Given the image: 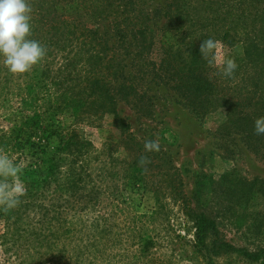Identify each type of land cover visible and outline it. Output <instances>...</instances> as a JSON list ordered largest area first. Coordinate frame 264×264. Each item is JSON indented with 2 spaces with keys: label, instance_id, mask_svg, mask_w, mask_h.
Here are the masks:
<instances>
[{
  "label": "trees",
  "instance_id": "1",
  "mask_svg": "<svg viewBox=\"0 0 264 264\" xmlns=\"http://www.w3.org/2000/svg\"><path fill=\"white\" fill-rule=\"evenodd\" d=\"M28 3L29 38L40 42L45 55L23 74L9 72L0 59V91L16 101L8 132H0V151L22 168L19 180L25 188L15 208L0 206V218L15 219L16 226L24 217L38 218L36 225L47 228L35 225L33 233L51 234L54 228L59 243H71L83 234L99 243L109 238L116 246L119 227L112 222L122 214V182L142 193L152 192L157 205L163 206L166 190L176 201L181 199L209 264L225 255L264 264V249L249 252L219 238L216 221L198 199L192 206L175 174L168 176L171 190L153 181L159 177L158 156L145 150L119 110L125 104L139 119L152 118L156 102L164 98L153 88L164 89L198 120L223 114L215 133L221 139L238 138L264 161V135L254 130L255 120L264 116V0ZM209 37L222 41L224 57L235 60L231 76L224 74L223 65L216 68L202 58L200 45ZM66 112L72 113L76 125L87 123L99 130L110 119L117 140L97 148L76 126L61 122ZM53 142L56 147L50 150ZM92 213L96 216L90 224L79 218ZM135 217L129 230L138 247L133 261H138L151 256L156 242L148 232L139 233L140 220ZM208 238L213 239L210 245L205 244Z\"/></svg>",
  "mask_w": 264,
  "mask_h": 264
},
{
  "label": "rangeland",
  "instance_id": "2",
  "mask_svg": "<svg viewBox=\"0 0 264 264\" xmlns=\"http://www.w3.org/2000/svg\"><path fill=\"white\" fill-rule=\"evenodd\" d=\"M215 67L221 68L222 64L218 61ZM153 90L164 98L156 102L152 118L139 119L127 105H119L122 117L132 124V132L143 144L148 140L160 144V150L154 153L161 167L156 172L159 177L153 181L166 190L169 173L175 174L192 206L198 199L202 210L216 221L219 238L249 252L264 249V161L248 151L238 138L221 139L215 133L223 114L215 113L198 120L179 106L168 91ZM15 106L11 95L6 90L0 91V132H8ZM71 115V112L62 114L61 122L65 126H76L97 148L107 141L117 140L110 119L107 118L99 130L87 123L76 125ZM55 147L53 142L50 150ZM0 153L6 154L5 151ZM199 181H202L200 186ZM120 185L122 214L119 213L116 220L112 218V223L119 227L118 245H111L114 243H109V238L99 243L98 238L83 234L74 237L71 243H59L55 239L58 230L54 228L51 234L48 231L41 234L40 230L33 233L38 218L24 217L18 226L14 224L15 219L0 218V264H209L205 251L197 244L193 223L184 214L181 199L176 201L166 190L168 193L166 198H161V206L156 204L152 192L142 193L123 186L122 182ZM251 187L253 190L247 193ZM243 194L246 196L241 197ZM108 204L109 201H105L104 208L110 211ZM161 207L163 209H159ZM95 216L92 213L79 218L90 224ZM133 216L140 220L139 233L151 234L156 242L151 256L138 261H133L138 247L134 233L129 230L134 226L131 225ZM36 226L47 228L43 224ZM212 242L211 238L205 240L207 245ZM88 244L90 248H86ZM61 251L63 255H58ZM212 264L249 263L236 255H225L214 258Z\"/></svg>",
  "mask_w": 264,
  "mask_h": 264
},
{
  "label": "clouds",
  "instance_id": "3",
  "mask_svg": "<svg viewBox=\"0 0 264 264\" xmlns=\"http://www.w3.org/2000/svg\"><path fill=\"white\" fill-rule=\"evenodd\" d=\"M31 7L28 0H0V59L8 71L23 74L38 64L45 55V48L31 36ZM222 41L209 37L202 40L200 53L210 64L218 61L223 72L231 76L237 68L233 58L222 57ZM255 133L264 135V116L255 120ZM146 151H159L158 141L148 140L144 144ZM141 159V163H145ZM22 168L6 154L0 153V206L6 210L15 208L25 188L19 180Z\"/></svg>",
  "mask_w": 264,
  "mask_h": 264
}]
</instances>
